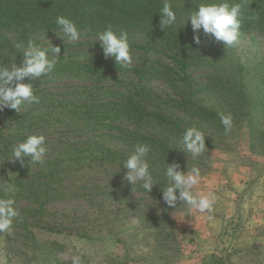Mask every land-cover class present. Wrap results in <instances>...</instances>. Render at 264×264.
I'll return each instance as SVG.
<instances>
[{
  "label": "rangeland",
  "instance_id": "rangeland-1",
  "mask_svg": "<svg viewBox=\"0 0 264 264\" xmlns=\"http://www.w3.org/2000/svg\"><path fill=\"white\" fill-rule=\"evenodd\" d=\"M185 1L170 0L175 7ZM18 3L0 0V63L20 64L14 45L28 42L20 39L21 32L39 46H58L60 53L52 75L24 82L40 97L39 104L22 105L21 113L13 110L33 119L24 132L16 133L5 118L12 109L0 111V169L8 179L12 173L11 181L21 174L15 205L20 216L11 233H0V264H72L76 255L83 264H264V27L248 16L233 46L211 37L196 44L188 13L177 15L175 27L189 28L190 51V65L181 74L186 82H172L180 88L167 81L169 75L160 74L172 73L168 67L178 65L167 52L153 50L162 49L159 40L143 31H127L131 68L108 71L95 84L99 78L86 72L85 65L104 56L96 37L103 29L91 24L72 41L59 26H42L43 8L53 9L55 2ZM12 9H21V16L10 13ZM54 55L49 52L50 59ZM241 64L246 66L242 70ZM96 92L97 97L91 95ZM129 97L138 101L135 109L165 120L140 122L130 112ZM184 97L188 109L180 104ZM219 112L234 116L233 132L227 136ZM174 124L202 130L208 151L196 160L181 152ZM135 129L180 153L183 170L200 168L203 179L194 191L217 193L212 220L190 216L179 203L168 207L163 202L159 183L166 180L153 172L161 158L148 154L158 182L150 194L139 185L133 192L123 178L127 169L121 164L127 156L120 162L76 159V152L90 145L130 154L137 145L121 134ZM31 134L45 135L46 162L30 165L25 157L22 167L4 161L12 146Z\"/></svg>",
  "mask_w": 264,
  "mask_h": 264
},
{
  "label": "clouds",
  "instance_id": "clouds-1",
  "mask_svg": "<svg viewBox=\"0 0 264 264\" xmlns=\"http://www.w3.org/2000/svg\"><path fill=\"white\" fill-rule=\"evenodd\" d=\"M244 7V0H201L194 10L189 11L186 20H190L194 43L200 44L201 35H203L206 38H214L215 42H222L226 47L233 46L240 36ZM159 13L161 17L159 24L164 32L176 25L177 13L170 0H164ZM55 23L72 41L80 39L81 33L74 20L59 15ZM96 37L106 58H114L120 68H131L133 57L127 31L116 32L112 25H108L103 31L97 32ZM14 47L22 59L19 65L15 61L11 64L0 63V111L8 108L21 113L22 105L40 103V97L35 94L32 84L24 83L25 79L52 75L57 65L55 57L59 56L60 48L58 46L42 47L31 39L26 46L23 42H16ZM49 52L55 54L52 59L49 58ZM218 117L224 135L232 133L233 114L219 112ZM205 136L206 134L199 128L187 127L181 136L183 149L180 151L189 153L191 158L196 160L208 151ZM150 151L149 145L138 144L121 164L127 169L123 178L130 182L133 192H135L134 185H139L144 192L150 194L153 186L158 184L150 171L148 157ZM47 153L45 135L31 134L13 145L10 157L4 161L19 162L23 167L25 157H28L27 163L30 165L44 164ZM11 174V172L8 174L9 179H0V233H11L14 220L20 216V210L15 206L19 189L11 181ZM161 174L166 180L164 184L159 183L162 185L161 199L168 207H175L179 203V207L186 206L187 213L192 217L213 219L212 214L218 203L217 193L194 191L203 179L199 167L188 166L187 170H183L181 164L174 160L166 163ZM72 264H83L81 256H73Z\"/></svg>",
  "mask_w": 264,
  "mask_h": 264
},
{
  "label": "trees",
  "instance_id": "trees-1",
  "mask_svg": "<svg viewBox=\"0 0 264 264\" xmlns=\"http://www.w3.org/2000/svg\"><path fill=\"white\" fill-rule=\"evenodd\" d=\"M19 1L18 5L20 6L23 2H30L34 1L36 3H40L42 0H17ZM50 2H55L53 9H49V6L43 8V18L42 21L44 24L42 26L47 27H58L55 23V19L59 15H63L69 19L74 20L79 30L83 28H91V24H96L99 26L100 29H103L108 26L112 25L113 29L116 32L121 30L130 31V30H138L145 32L148 37L152 40L157 39L159 40L162 49H153L156 52H167L170 54L169 56L171 59L178 65L177 68L169 66L168 69L172 73H163L160 74L163 76H168V82H177L180 84L181 80L186 82V78L182 77L181 74L186 72L187 66L190 65V60L188 53L190 52L187 50L189 43L188 40V31L189 28H185L183 30H179L177 27L173 26L172 28H168L162 30L159 24L160 21V13L159 10L163 6L164 1L162 0H49ZM201 2V0H187L183 3L177 5V7L173 6V9L177 11L178 16H183L184 14L188 13L192 9ZM244 17H252L255 18L257 23H260L262 27H264V0H244ZM39 6V5H36ZM18 12V13H14ZM21 9H12L10 13L16 15L17 17L21 16ZM45 12V13H44ZM96 15V16H95ZM54 16V17H52ZM95 16V17H94ZM13 20V19H12ZM40 20V17H38ZM26 24L25 22H23ZM23 23H16L17 26L22 28V31L26 30L27 26H23ZM21 24V25H20ZM90 26V27H89ZM21 37L20 39L27 41L30 39L28 35H24L23 32L19 34ZM203 35H201V39H204ZM208 39V38H206ZM205 40V39H204ZM154 42V41H153ZM153 48V47H152ZM93 65H85L86 72L95 74L99 79L95 80V84L101 82L102 76L108 71H116L118 70L119 66H117L114 58H106L104 56H97L95 59L91 60ZM72 63V62H71ZM245 65H240L239 69L242 70L245 68ZM185 76V75H184ZM28 78L25 79V81ZM24 81V82H25ZM173 84V83H172ZM174 85V84H173ZM237 86V83L235 84ZM177 88H180V85H174ZM99 92L91 93L94 97H97ZM132 102L130 106L131 113H135L139 118L140 122H152L155 118L160 120H165L163 116L154 113L152 111H145L135 109V105L139 104L138 101L129 97ZM185 99V97H184ZM184 107L188 109V103L186 99L181 102ZM181 105V106H182ZM88 106V105H83ZM183 108V107H182ZM190 109V108H189ZM184 110V108H183ZM86 110L79 109L78 113L85 112ZM211 114V113H208ZM5 118L8 119L11 123L14 124L16 133L21 134L27 127L33 122V119L29 117H24L23 115H16L13 110L8 112L5 115ZM134 117H131V119ZM114 129L117 127L120 129L121 127L116 125H112ZM177 128L179 136H182L183 131L186 129L181 127L178 124H174ZM123 132V129H120ZM127 134L122 133L121 135H126L130 142L134 145L138 144H147L151 147V151L149 152L150 155L153 156L154 159H163V161L156 162L154 166V173L157 174L158 179H162L163 175L161 174V170L166 166V163H171L174 160L178 161L180 164H185L183 162L185 159L177 153L169 144L162 143L157 137H152L142 133L141 131L135 129V131H124ZM131 133V135L129 134ZM0 150L1 146H0ZM76 159H91L93 162H103L107 158L112 162H120L122 157L128 156L125 151L122 150H104L98 147H92L91 145L85 148L84 150H78L76 152ZM88 159V160H89ZM155 163V161H154ZM5 166V165H3ZM5 168V167H4ZM0 169V179H8V177ZM21 174L19 177H15L12 182L15 183L17 188L20 190L19 187Z\"/></svg>",
  "mask_w": 264,
  "mask_h": 264
}]
</instances>
